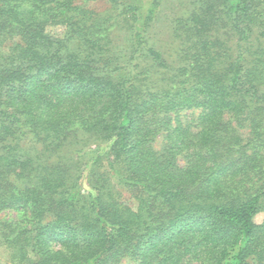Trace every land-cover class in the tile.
<instances>
[{
  "label": "trees",
  "instance_id": "obj_1",
  "mask_svg": "<svg viewBox=\"0 0 264 264\" xmlns=\"http://www.w3.org/2000/svg\"><path fill=\"white\" fill-rule=\"evenodd\" d=\"M90 1L0 0V264H264V0Z\"/></svg>",
  "mask_w": 264,
  "mask_h": 264
},
{
  "label": "rangeland",
  "instance_id": "obj_2",
  "mask_svg": "<svg viewBox=\"0 0 264 264\" xmlns=\"http://www.w3.org/2000/svg\"><path fill=\"white\" fill-rule=\"evenodd\" d=\"M86 6L88 8H93L97 10H103L107 7V2L104 0L99 1H90L86 2ZM190 7V0H166L163 4L161 17L155 22L156 27L153 31V36L160 44H164L165 46H171L170 32H169V24H171V20L177 15L181 14L187 8ZM49 30L53 34H59L62 31V28L59 26H50ZM155 34V35H154ZM196 113H192L191 110H186L183 112V116L185 120H190L193 117H196ZM156 147L159 148L162 145V139L159 138L156 143ZM132 205H134L133 201H130ZM14 212H5L4 216H12ZM257 222H262L264 220V211L258 213L255 217ZM0 260L1 263H5L8 260V254L4 248H0Z\"/></svg>",
  "mask_w": 264,
  "mask_h": 264
}]
</instances>
